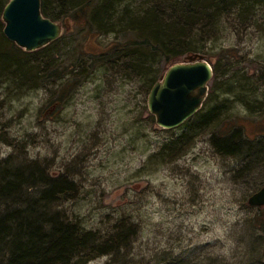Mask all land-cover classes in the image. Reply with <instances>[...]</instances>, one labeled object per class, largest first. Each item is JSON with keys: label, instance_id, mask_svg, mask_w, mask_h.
I'll list each match as a JSON object with an SVG mask.
<instances>
[{"label": "rangeland", "instance_id": "rangeland-1", "mask_svg": "<svg viewBox=\"0 0 264 264\" xmlns=\"http://www.w3.org/2000/svg\"><path fill=\"white\" fill-rule=\"evenodd\" d=\"M152 1L117 0L112 22L136 18ZM53 22L62 33L45 51L27 52L7 39L28 81L0 80V170L24 179L32 174L39 187L19 188L27 200H40L47 186L41 178L61 181L69 195L48 206L47 218L57 215L94 238L113 236L114 223L127 222L116 230L127 234L124 247L86 264H264V207L247 204L263 186L264 164L222 156L211 141L233 128L247 140L264 139L258 128H264V4L214 19L204 58L217 70L200 110L170 130L156 124L147 105L168 67L147 66L155 77L148 88L151 80L137 74L136 62H112L110 52L130 35L90 30L73 12ZM34 65L42 67V79L32 78ZM213 108L216 119L198 120ZM178 141L174 150L163 149ZM18 196L0 203V212L20 208Z\"/></svg>", "mask_w": 264, "mask_h": 264}, {"label": "trees", "instance_id": "trees-1", "mask_svg": "<svg viewBox=\"0 0 264 264\" xmlns=\"http://www.w3.org/2000/svg\"><path fill=\"white\" fill-rule=\"evenodd\" d=\"M8 1L0 0V80H10L18 86L28 80L26 81L27 73L22 66L23 58L18 56L19 50L3 34L4 25L1 24V17ZM114 2L117 3V0H41V11L44 17L53 21L60 15L73 12L85 17V27L90 30L96 28L97 31L107 33L118 30L124 35H130L127 43L112 49L110 52L112 62L115 66L121 59L136 62L134 68L137 74L143 80H147L146 82L151 80L148 88L155 80L149 73L150 69H147L148 65L156 62V67L159 63L169 67L178 57L190 53L206 56L205 44L212 40L214 19L239 6L249 8L256 4H264V0H153L148 10L136 18H127L130 14H124L117 18L118 22H112ZM50 46L39 51H45ZM129 47L130 53H126V48ZM109 54L99 60L103 62L102 59H106ZM25 55L30 56L32 53L25 52ZM24 59L29 62L28 58ZM32 68L34 69L32 78L37 76L42 79L40 76L43 73L42 67L34 65L30 70ZM216 70L214 67L213 72ZM54 75L55 73L50 77ZM227 91L237 93L230 88ZM244 107L251 111L260 108ZM217 109H211L203 116H199L198 120L206 123L210 119H216ZM258 128L262 131L261 135H264V128L262 126ZM212 138V147L218 154L226 157L247 155L254 159V162L259 164L261 161L264 164V139L247 140L238 128L224 130ZM178 145L180 141L166 145L163 149L174 150ZM32 178V174L24 179L21 173L10 172L8 169L0 170L1 207L8 201L5 199L12 197V194L19 195L18 201L21 205L14 211L0 212V264H86L94 257L109 255L122 249L128 237L127 234L118 233L116 230L122 226L123 230L127 229L129 226L126 227L128 225L126 221L114 223L115 235L103 240L100 237L94 238L91 232L80 229L74 223L62 221L57 215L47 218L48 206L64 201L70 189H63L59 180H57L59 183L55 184L43 177L41 179L47 186L52 183L51 188L47 190L45 184V188L43 190L39 188L38 191L40 200H27L19 188L24 184L27 188L37 189L39 185H34Z\"/></svg>", "mask_w": 264, "mask_h": 264}, {"label": "water", "instance_id": "water-1", "mask_svg": "<svg viewBox=\"0 0 264 264\" xmlns=\"http://www.w3.org/2000/svg\"><path fill=\"white\" fill-rule=\"evenodd\" d=\"M3 34L19 48L32 52L58 39L62 26L42 16L41 0H9L2 12ZM213 76L203 55L187 54L182 62L172 64L148 95V110L156 124L175 129L195 115L204 101ZM251 207L264 206V185L252 194Z\"/></svg>", "mask_w": 264, "mask_h": 264}, {"label": "bare ground", "instance_id": "bare-ground-1", "mask_svg": "<svg viewBox=\"0 0 264 264\" xmlns=\"http://www.w3.org/2000/svg\"><path fill=\"white\" fill-rule=\"evenodd\" d=\"M226 87H227V89H229V88H230L231 90H234V88H235V87H234V85H231V86H230V84H229V85H227ZM123 247H124V246H123ZM123 247H122V248H123Z\"/></svg>", "mask_w": 264, "mask_h": 264}]
</instances>
